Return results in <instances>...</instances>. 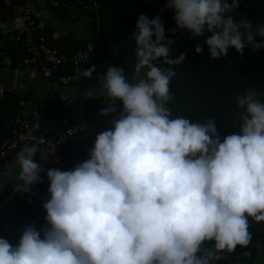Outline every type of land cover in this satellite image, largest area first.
<instances>
[{"label": "clouds", "instance_id": "1", "mask_svg": "<svg viewBox=\"0 0 264 264\" xmlns=\"http://www.w3.org/2000/svg\"><path fill=\"white\" fill-rule=\"evenodd\" d=\"M239 2L167 0L176 24L170 31L204 37L214 60L230 47L241 56L247 45L264 48V40H254L264 37V26L253 29L229 15ZM29 7L43 28L47 9ZM135 27L133 74L110 66L99 77V95H87L108 101L99 110L104 116L122 101L119 118L96 135L90 158L73 170H47L46 224L37 230L26 223L15 246L0 238V264H217L237 245H249V217L264 222V89L236 96L241 131L221 142L214 118L190 122L168 107L172 66L186 57L169 58L173 41L165 39L160 16L142 14ZM24 28L20 17L0 23L4 31ZM204 45L195 52L203 54ZM94 71L93 65L81 76ZM39 151L31 145L17 153L24 191L41 179Z\"/></svg>", "mask_w": 264, "mask_h": 264}, {"label": "trees", "instance_id": "2", "mask_svg": "<svg viewBox=\"0 0 264 264\" xmlns=\"http://www.w3.org/2000/svg\"><path fill=\"white\" fill-rule=\"evenodd\" d=\"M42 1L47 3L50 13L59 17H70L73 13L76 15L85 14L90 19L87 33L78 37L70 33L54 38L50 36L48 28L45 30L44 27H40L39 31L45 37L46 45L56 47L68 56L80 52H91L98 55L103 52L108 44L115 45L117 48V52L107 60L95 59L91 63L89 67L94 65L95 71L90 78H85L69 86L99 87V77L105 75L110 66L123 67L125 72L131 76L136 62L134 52L136 45L134 39L130 38L136 31L135 25L139 16L143 14L147 15L149 19H153L157 15L160 16L165 29V39L173 41L169 46V58L175 59L181 53H184L186 57L180 65L172 66V70L176 71L177 75L170 83L174 100L168 107L174 116H186L190 122H206L209 117L214 118L218 134L221 142H223V138L227 135L239 134L241 131L236 118V113L240 111L236 107V96L245 94L250 88L264 89V48L253 51L252 46L247 45L241 56L234 48L230 47L227 56H222L216 60L211 59L207 46L204 45V37L190 39L187 31L183 33L179 30L175 33L170 31L176 27V24L174 11L166 7L167 0H58L67 6L72 5L73 7L70 9L62 5L55 6L49 0ZM84 1L95 2L97 8L95 10L76 11L74 8L76 3ZM31 3L36 11L40 10L37 6V0H31ZM1 11L7 24L12 23L17 17L12 7L7 6L5 0L2 3ZM229 15H232L237 22L248 20L253 29L258 25L264 26V0H240L239 6ZM33 16L36 23L39 24V18L34 15V12ZM154 39L155 36H153ZM254 40L259 43L264 40V37L256 34ZM197 43L204 45L203 54L195 52ZM101 44L104 46L98 52ZM20 47L19 43L10 41L8 36H4L0 32V48L20 50ZM20 54H22L21 50ZM159 62L163 65V58H160ZM15 65L13 63L11 66ZM73 69L74 66L68 63L59 68L56 74L66 75L71 73ZM35 72L40 76L37 70ZM102 99L104 97L70 99L68 108L79 119H82L87 117L89 112V105L86 100H91L96 106ZM54 100L55 98H50L43 106L39 107L43 118H51L52 110L57 109V106L53 104ZM38 102L24 106L20 103V96L15 91H5L0 94V136H3L4 141L9 142L11 139V135L5 127L6 122L19 111L30 110ZM48 124L49 122L44 121L43 125L49 126ZM96 135L95 130L88 129L85 133L68 141L64 151L67 167L62 171L73 170L76 164L90 158L88 149L91 148V140L96 138ZM2 142L3 140H0V143ZM41 153L42 149L37 153L35 160ZM18 183L19 180L17 182L6 181L0 189V201ZM49 184L50 182L42 177L39 182L30 187L37 191L40 187H49ZM19 194L25 193L18 192L14 199ZM28 196L29 200H25L27 211L33 216V225L37 230H40L41 223L47 213L42 206L44 201L34 196ZM14 215L20 217L18 212H14ZM256 225L259 230L258 246L253 247L251 241L247 247L237 245L232 254L224 253L223 259L217 264H251L245 259L246 257L236 258V254L242 249L251 252L252 256L260 259L259 261L264 260V222H256ZM212 243L214 242H205V246H210Z\"/></svg>", "mask_w": 264, "mask_h": 264}, {"label": "built area", "instance_id": "3", "mask_svg": "<svg viewBox=\"0 0 264 264\" xmlns=\"http://www.w3.org/2000/svg\"><path fill=\"white\" fill-rule=\"evenodd\" d=\"M55 6L72 8V5H66L62 1L49 0ZM2 3L0 0V23H5L1 11ZM31 0H8L7 6L12 7L17 17L24 20L25 28L23 30L0 32L4 36H8L10 41H14L21 45L20 50L0 48V66L8 67L15 63L17 66H30L37 70L40 76L46 80H50L51 85L69 86L77 83L85 77L81 76V72L85 68H89L95 60H107L117 52L115 45L108 44L100 54L96 55L91 52H80L73 55H67L56 47L46 45L45 37L40 33L39 24L36 23L33 16ZM76 11L83 9L95 10L97 4L92 1H84L76 3L74 7ZM16 17V18H17ZM11 25V23L9 24ZM68 63L74 66L71 73L66 75L56 74L59 68L66 66ZM85 64V66H82ZM50 97L40 100L33 108L28 111H19L13 118L5 124L6 129L11 135L10 141L0 143V176H4L10 159L20 148L36 145L42 149L41 155L36 160L40 164L43 171L40 172V178H47V170L58 168L60 170L67 167L64 159L65 146L71 138L85 133L88 129L95 130L97 134L104 130L113 128V121L118 119L123 108L122 101L117 100L115 105L116 111L107 116L101 115L99 110L108 106V101L104 98L95 106L91 100H86L89 105L87 117L79 119L75 113L68 108L69 100H54V106L51 112V118H43L39 110ZM44 121L49 122V126H45ZM71 133V135H69ZM249 256L247 250L242 249L236 254V258H244Z\"/></svg>", "mask_w": 264, "mask_h": 264}, {"label": "crops", "instance_id": "4", "mask_svg": "<svg viewBox=\"0 0 264 264\" xmlns=\"http://www.w3.org/2000/svg\"><path fill=\"white\" fill-rule=\"evenodd\" d=\"M7 1L5 0V3ZM37 3L40 9H47L49 13V18L45 21L44 29L46 30L48 28L51 37L56 38L60 35L65 36L70 33L78 37L87 33V26L90 23V19L85 14L76 15L72 13L70 17H59L50 13L47 3L44 1L37 0ZM92 88L94 87L51 85L49 80L39 76L30 66H0V94L5 91H15L20 96V103L24 106H30L34 102L47 97L64 101L74 98H87L88 92H92L94 96H98V94L92 91ZM2 138L3 136H0V140L4 141L5 139ZM94 143L95 138L91 140V148L94 146ZM23 148H20V150ZM19 151H16L10 159L6 174L0 176V189H2L6 181H18L19 166L16 164V156ZM48 188L40 187L37 192L50 198ZM25 200H29V196L27 194H19L7 207L0 210V238L7 239L13 246L18 244L24 225L26 223L33 225L34 223L33 216L27 211ZM14 212H18L20 217H16ZM248 219L250 222V241L253 247H257L259 230L258 227L251 228L257 226L256 221L251 217ZM245 259L251 264H264V260L259 261L260 259L252 256L251 252Z\"/></svg>", "mask_w": 264, "mask_h": 264}, {"label": "water", "instance_id": "5", "mask_svg": "<svg viewBox=\"0 0 264 264\" xmlns=\"http://www.w3.org/2000/svg\"><path fill=\"white\" fill-rule=\"evenodd\" d=\"M18 192H23L25 194H28L30 196H34L44 202H46L49 198L43 196L41 193L37 192L35 189L31 188L30 187V190L29 191H24L23 187L21 185H17V186H14L9 192L8 194L0 201V210L7 207L11 201L14 199L15 195L18 193ZM47 215V213H46ZM46 224V221L45 219L42 221L41 223V228ZM40 228V229H41Z\"/></svg>", "mask_w": 264, "mask_h": 264}, {"label": "rangeland", "instance_id": "6", "mask_svg": "<svg viewBox=\"0 0 264 264\" xmlns=\"http://www.w3.org/2000/svg\"><path fill=\"white\" fill-rule=\"evenodd\" d=\"M103 46L104 45H102L101 44V47H100V49L98 50V52L103 48ZM93 90V92L95 93V94H98L99 95V87H94V88H92ZM251 228H257V226H254V227H251Z\"/></svg>", "mask_w": 264, "mask_h": 264}]
</instances>
